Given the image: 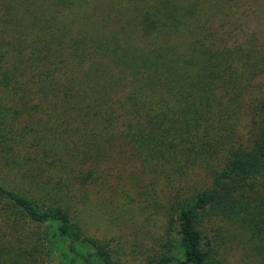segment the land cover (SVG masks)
Instances as JSON below:
<instances>
[{
    "label": "trees",
    "instance_id": "trees-1",
    "mask_svg": "<svg viewBox=\"0 0 264 264\" xmlns=\"http://www.w3.org/2000/svg\"><path fill=\"white\" fill-rule=\"evenodd\" d=\"M234 258L264 264V0H0V264Z\"/></svg>",
    "mask_w": 264,
    "mask_h": 264
},
{
    "label": "rangeland",
    "instance_id": "rangeland-1",
    "mask_svg": "<svg viewBox=\"0 0 264 264\" xmlns=\"http://www.w3.org/2000/svg\"><path fill=\"white\" fill-rule=\"evenodd\" d=\"M96 230L99 231V234L102 235L104 234L105 231H110L112 233H115V234H120L122 236V239L124 238V236L126 237V241H129L131 243L135 242L137 245H139L138 243L140 241H143V243H146V242H149L151 241L149 238H147L144 234H140L141 233V230L138 232L137 230H135L134 228L133 229H128L130 230V232L128 230H124V232H117L113 227H110L108 226V224L103 221L101 219V217L97 216L95 217L94 219V222H93V230L92 232L96 233ZM135 235H136V238H135ZM237 262V259L234 258L232 260V264H236Z\"/></svg>",
    "mask_w": 264,
    "mask_h": 264
}]
</instances>
